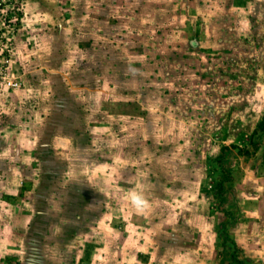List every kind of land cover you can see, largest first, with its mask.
<instances>
[{
    "label": "rangeland",
    "instance_id": "rangeland-1",
    "mask_svg": "<svg viewBox=\"0 0 264 264\" xmlns=\"http://www.w3.org/2000/svg\"><path fill=\"white\" fill-rule=\"evenodd\" d=\"M231 1L114 0L113 10L103 12L101 18L94 13L98 8L95 1H27L31 17L16 45L25 51L20 46L28 43L36 58L30 60L34 58L31 54L26 60L18 59L24 90H17L20 95L11 100L9 110L0 109L13 113L0 124V215L8 216L11 211L17 218L18 233L36 230L39 226L34 223L46 219L33 211L45 207L44 189L40 188L44 180L41 173L32 176V162L37 160L24 157L31 148L25 140L15 141L22 128L14 121L26 116L30 108L42 111L27 100L26 87L32 85L21 65L33 68L32 62H41L40 53L49 48L66 51L62 52L67 56L62 60V66H67L62 75L72 74L79 64L84 70H98L101 93L96 117L103 123H107L109 109L102 104L112 95L116 102H124L122 109L111 114L116 130H106L114 137L113 145H100L99 155L112 150L114 156L108 157L103 169L108 182L97 187L98 193L93 191L99 204L86 188L78 189L85 195L79 198L89 204L86 208L83 203L73 212L75 202L66 205L62 188L56 187L52 194L55 202H62L57 206L64 215L58 237L62 240L59 262L236 264L230 259L233 254L241 264H264V134L259 151L249 158L232 147L245 145L264 115V0H245L241 6ZM79 2L91 22L115 21L114 38L107 45L99 44L101 37L92 30L87 33L88 43L74 47L75 31L65 14L72 6H80ZM67 77L64 81L79 79ZM79 94L75 97L83 109L93 105L91 94L85 90ZM221 146H226L222 164L230 176L223 202L204 191L212 188V161ZM159 152L164 162L162 173L156 174L162 177L160 182L150 177L153 174L144 166L148 162L143 155ZM99 157L100 161L105 158ZM152 162L157 164L158 157ZM175 175L181 184L176 194L167 187ZM139 176L145 187L142 184L135 192L147 202L142 211L124 206L126 197L119 182L122 177L138 180ZM27 177L36 180L35 188L26 186ZM160 183L162 189L157 187ZM153 208L160 214L152 212ZM85 209L88 212L81 215L79 211ZM45 224L48 222L40 225ZM218 226L224 227L227 240L222 239ZM18 243L22 248L23 243ZM86 243L93 246L84 258Z\"/></svg>",
    "mask_w": 264,
    "mask_h": 264
},
{
    "label": "crops",
    "instance_id": "crops-1",
    "mask_svg": "<svg viewBox=\"0 0 264 264\" xmlns=\"http://www.w3.org/2000/svg\"><path fill=\"white\" fill-rule=\"evenodd\" d=\"M90 1H95L98 8L94 13H97L96 16L99 14L100 18L104 17L102 14L103 12L105 14L113 10L112 2H114V0ZM79 5L80 6L77 8L72 6L73 8H70L65 14L66 20H68L67 22L71 21V27L73 31H75L72 38L76 40L74 47L79 48L83 44L85 45L88 43L89 35L87 33L92 30L99 33L97 35L101 37L99 44L107 45L111 42L112 38H114L115 21L112 19L109 21L107 19V21L100 19V21L95 20L91 22V19L88 20L87 15L83 14L84 8L81 7L82 3L79 2ZM87 7H89V5H87ZM126 12L129 14L130 9H126ZM68 13L70 17H68ZM100 27L101 29L99 31L93 29ZM101 30L102 33L100 32ZM103 30L105 32H103ZM46 31L47 30H45V36L47 34ZM66 34L72 33L66 32ZM103 36L107 37L104 38ZM65 39H67V37H65ZM20 48H24L25 51H20L18 49L20 53L17 59L26 60L29 55L34 54V58L30 60H35L36 51L34 52L33 49L29 48L28 43L24 42ZM23 52L24 55L22 54ZM62 52L66 51L61 50L60 53H58L56 49L52 50L47 48V50L43 51V54L40 53L42 57L41 62L31 61L32 64L34 63L33 68L24 69V64H20L23 69V74L26 75V81H28L30 86L32 85L31 88L26 87L27 93H29V98L27 100L32 104V107L37 108L40 106L42 111H37L36 109L31 111L30 108L31 112L29 111L26 116H21L18 120L14 121V123H18L17 127L22 128V132L16 134L15 141L19 142L20 139L25 140L26 144L30 145L29 147L31 150L30 152H26L24 157L31 156L37 160V163L32 162L34 165L33 167L31 165L30 168H34L32 176L38 172L41 173L40 179L44 180L40 184V188L44 189L42 204L45 207L42 210L39 209L35 211L34 209L33 211L41 214L42 218H46L42 222L46 221L48 225H40L42 222L39 224L34 223V225L39 226L38 229H23L20 230L21 233H18L19 229L15 227L18 226L15 215H12L11 211L10 213L7 211L8 216L0 215V264H57L62 256V240L58 237L60 233L62 234V227L60 226L62 225L64 215L62 214V207L57 206L59 203L62 204V202H55L53 199L52 194L55 188H62V194L68 199L66 205L70 206V200L75 202V204H73V212H76V207H80L85 203L86 205L84 206L88 208L89 204L88 201L84 202L79 198L85 196L82 195L80 191L86 188L87 191L85 192H91V195L95 198L93 201L99 204L98 194L94 192H97L95 190L97 187L99 188V185L108 182L107 178H103V169L106 167V163L109 162L108 157L114 156L112 155L114 151H103L100 155H104L105 158L102 159L101 162L99 157L100 145L104 143L108 146L113 145L114 137L106 130H116L117 125H115V123L113 124L115 119L113 117L111 118V114L115 113L116 108L122 109L124 102H116V96L113 98L114 95H112L108 102L102 104L109 109V112H107V123H103L101 119H98L96 116H98L97 110L99 104L97 103L100 100L101 93V89L98 86V70L92 68H90V70H84L85 66L82 68L79 64L80 67H75L72 74H67L68 77L62 75V69L67 67L62 66V60L67 57L62 56ZM70 76H73V78L78 77L79 79L64 81V77L69 79ZM84 90L86 94H91L92 97L91 101L93 105H89L88 109H83L79 103V99L75 97V95H80L79 93ZM16 95L18 97L20 91L15 90L13 93H10L12 100L15 99ZM9 108L10 107H8L6 103H3L1 111H3V109L9 110ZM1 111L0 124L3 120L4 122L7 120L9 121V118L13 115V113L9 114L10 112L6 114L7 111L1 113ZM123 115H125V113H123ZM13 136L14 135L11 137ZM161 154V152H159L158 155L143 154L147 157L148 162V165L144 166L148 167V170L152 172L153 177L151 175L150 177L158 182L162 180V177L156 174L158 172L162 173V167L164 168V165H162L164 162H161ZM154 156L158 157L159 162L157 164H155L156 162H152ZM138 170L143 172L141 168ZM29 171V169L26 170V172ZM129 171L130 170H128L127 173ZM174 177L175 180H172L170 184L167 182V187L169 186L171 189H174L176 194V190H179L181 184L180 178L176 175ZM122 178L119 182L122 185L120 187H122L123 194L126 197L123 201L126 207L132 205L131 196L136 194L135 190L137 191V188L138 190L142 188V184L143 187H145V184L144 180H141V176L138 177V180L134 178L124 180ZM35 182V179L30 178L25 181L26 186L32 189L35 188ZM137 183H140V186L136 187ZM7 184L11 186V182ZM159 186L160 189H162L161 183L157 187ZM78 189H80V191ZM138 195H140L139 192ZM76 201L80 202L77 203ZM30 204L35 206L33 202H30ZM97 204L95 205L97 206ZM85 212H88L87 209L79 211L81 215L86 214ZM152 212H158L160 214L156 208H153ZM66 213L68 218L69 213L67 210ZM30 215L32 216V214ZM47 217H49V219H47ZM19 241L23 243L22 248L20 246L21 243H18ZM19 247L20 249H18ZM59 264L61 263L59 262Z\"/></svg>",
    "mask_w": 264,
    "mask_h": 264
},
{
    "label": "built area",
    "instance_id": "built-area-1",
    "mask_svg": "<svg viewBox=\"0 0 264 264\" xmlns=\"http://www.w3.org/2000/svg\"><path fill=\"white\" fill-rule=\"evenodd\" d=\"M29 17L27 0H0V109L3 103L9 107L10 93L23 87L16 39L23 34Z\"/></svg>",
    "mask_w": 264,
    "mask_h": 264
},
{
    "label": "trees",
    "instance_id": "trees-1",
    "mask_svg": "<svg viewBox=\"0 0 264 264\" xmlns=\"http://www.w3.org/2000/svg\"><path fill=\"white\" fill-rule=\"evenodd\" d=\"M245 0H232L231 3L234 6H241L244 4ZM264 134V115L256 122L254 128L251 130L250 134L248 135L247 142L245 145L241 147H237L235 145H232V147L236 148L237 152L241 155H244V157H251L260 149V137ZM226 148V146H221V151L219 154H216L213 157V170H214V176L212 180V188L211 190L205 189V193L207 195H210L212 198H216L219 200V202H223L225 200V189L224 185L229 182L230 176L227 171V169L222 164V158L223 153L222 151ZM262 159L264 160V150L262 151ZM220 231V234L222 235V239L227 240V234L223 226H218L217 228ZM91 243H86L83 248V256L84 258H87L89 255V252L92 248ZM230 259L235 262L236 264H241L239 260L233 256V254H230Z\"/></svg>",
    "mask_w": 264,
    "mask_h": 264
},
{
    "label": "clouds",
    "instance_id": "clouds-1",
    "mask_svg": "<svg viewBox=\"0 0 264 264\" xmlns=\"http://www.w3.org/2000/svg\"><path fill=\"white\" fill-rule=\"evenodd\" d=\"M131 203L137 211H142L147 202L141 195L133 194L131 196Z\"/></svg>",
    "mask_w": 264,
    "mask_h": 264
}]
</instances>
